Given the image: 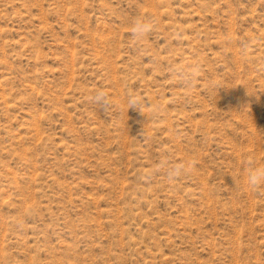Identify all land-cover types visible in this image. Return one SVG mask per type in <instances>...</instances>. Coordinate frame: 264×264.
I'll return each instance as SVG.
<instances>
[{
	"label": "rangeland",
	"instance_id": "obj_1",
	"mask_svg": "<svg viewBox=\"0 0 264 264\" xmlns=\"http://www.w3.org/2000/svg\"><path fill=\"white\" fill-rule=\"evenodd\" d=\"M252 163L264 0H0V264H264Z\"/></svg>",
	"mask_w": 264,
	"mask_h": 264
},
{
	"label": "clouds",
	"instance_id": "obj_2",
	"mask_svg": "<svg viewBox=\"0 0 264 264\" xmlns=\"http://www.w3.org/2000/svg\"><path fill=\"white\" fill-rule=\"evenodd\" d=\"M130 36L133 40L140 42L145 39L147 35L151 32V26L144 19L137 17L131 24ZM180 74L183 72L181 70ZM129 108L140 109L142 107V102L140 99L132 94L127 97ZM94 102L99 105L102 109H107L110 107V99L108 94L104 90H99L96 92L94 97ZM187 164L184 162L178 163L176 166L171 168L168 172V177L170 180L179 179L180 175L186 170ZM246 184L250 189H259L264 186V166L256 165L254 163L249 164L248 172L246 176Z\"/></svg>",
	"mask_w": 264,
	"mask_h": 264
}]
</instances>
